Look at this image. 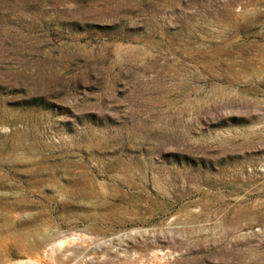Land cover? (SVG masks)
Masks as SVG:
<instances>
[{
	"label": "rangeland",
	"instance_id": "rangeland-1",
	"mask_svg": "<svg viewBox=\"0 0 264 264\" xmlns=\"http://www.w3.org/2000/svg\"><path fill=\"white\" fill-rule=\"evenodd\" d=\"M0 264H264V0H0Z\"/></svg>",
	"mask_w": 264,
	"mask_h": 264
}]
</instances>
